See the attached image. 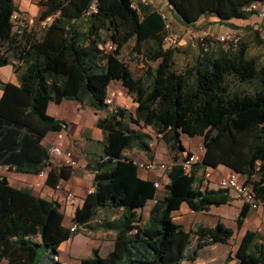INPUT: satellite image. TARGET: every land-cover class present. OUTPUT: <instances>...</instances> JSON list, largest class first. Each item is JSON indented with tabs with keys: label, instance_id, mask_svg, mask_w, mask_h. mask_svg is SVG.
Masks as SVG:
<instances>
[{
	"label": "trees",
	"instance_id": "1",
	"mask_svg": "<svg viewBox=\"0 0 264 264\" xmlns=\"http://www.w3.org/2000/svg\"><path fill=\"white\" fill-rule=\"evenodd\" d=\"M133 1L40 0L39 23L51 21L34 33L14 23V12L24 16L15 0H0V68L12 64L19 79L16 85L0 78V167L36 175L46 171L45 183L56 187L73 175V169L52 162L43 143L48 132H60L68 124L48 112L49 103L72 99L96 110H110L106 99L115 81L137 103L134 112L120 106L97 121L104 133L103 146L88 166L94 172L93 190L75 210V232L65 225L59 200L19 188L7 175H0V263L62 264L60 245L97 226L116 231L114 247L106 256L94 247L92 255L81 258L79 264L195 261L203 248L227 244L235 235V229L221 220L196 230H186L175 221L174 213L184 203L193 212H205L233 200L228 188L198 184V168L224 166L239 173L264 202V66L250 56V44L239 39L215 49L201 45L194 62L179 70L177 49L164 46L168 18L147 2L137 0L134 6ZM93 2L97 10L88 13ZM168 3L189 25L204 15H215L235 26L232 20L250 19L264 9V0ZM257 35L264 42L258 31ZM132 40V51L143 55L147 64L140 76L120 57ZM108 42L115 49L108 50ZM149 61H156V66ZM251 83H256L254 91L242 88ZM144 127L161 136L173 161L160 197L155 181L142 178L138 162L124 153L134 146L151 151L145 140L148 134L140 129ZM184 133L203 137L202 157L191 171L182 165L191 154L182 142ZM149 201L153 203L144 220ZM102 208L122 209V213L91 224ZM250 213L244 204L236 217L238 230ZM194 236L198 243L192 247ZM262 238L259 231L248 229L226 262L264 264Z\"/></svg>",
	"mask_w": 264,
	"mask_h": 264
},
{
	"label": "rangeland",
	"instance_id": "2",
	"mask_svg": "<svg viewBox=\"0 0 264 264\" xmlns=\"http://www.w3.org/2000/svg\"><path fill=\"white\" fill-rule=\"evenodd\" d=\"M40 0H15L17 5H22L27 2L31 9V13L27 12L24 14V18L27 20V28L29 31L34 33H38L40 28L43 26L38 21L39 13L41 11V6L38 5ZM137 1V0H135ZM149 1V0H147ZM162 0H156V4L158 8L164 10L165 15L168 18V30L169 36L172 38H176L177 42L172 46L176 48V56H175V67L179 70H183L187 65L194 62L196 56L200 52V46L203 45L208 49L218 48L220 46H229L231 41H222L223 36H228L229 39L233 37H240V41H246L250 44L249 54L250 56L256 57L258 59V63L260 66H264V42H259L257 40L258 35L257 31L260 33L261 39L264 40V17L261 15L263 12V8L258 9V13L253 15L250 19L240 20L234 19L232 20L233 25L228 26L218 20L215 16H208L201 19L199 22L193 25L185 24L180 20V16L177 14L175 10H173L170 6L167 8L165 4H161ZM51 21V20H50ZM49 21V22H50ZM263 28H260V27ZM134 45V41H130L121 51L120 57L123 61H125L130 68L132 69L135 76H140L145 73L147 69L146 61L144 60V56L138 53H134L132 51V47ZM149 64L156 66L157 62L149 61ZM5 74V70L1 71V76ZM120 83V82H119ZM256 83L245 84L242 85V88H245L249 91L255 90ZM125 97H133L127 90L124 91L123 94ZM118 96H122V94H118ZM118 102L122 104V102L118 99ZM70 103V102H69ZM64 103L61 105L52 103L51 112H56L58 114H63V116L71 118L74 113L72 111V104ZM123 105V104H122ZM127 105H131L130 103ZM102 112V111H101ZM104 112V111H103ZM93 118V126L95 125V120L98 119V116H94ZM138 128L137 126H135ZM143 132L149 135V138L152 141V152L153 155L155 152H159L160 150V142L163 140L161 136H159L151 127L140 128ZM151 133V134H150ZM82 136V133L80 134ZM69 145L66 146L68 150H75L80 155H84L90 149V141L86 139H79L77 137L68 136ZM182 142L184 146L188 149L192 148L193 151L198 154V157H201V150L199 146L203 143V137L201 135L189 136L187 134H182ZM76 148V149H75ZM98 152L101 151V146H97L95 148ZM187 154V153H186ZM185 154V155H186ZM184 155V156H185ZM80 159V158H79ZM86 159V158H85ZM150 160V159H147ZM144 160V161H147ZM169 160V159H166ZM141 162V161H138ZM166 163L170 166L173 161L167 162H159ZM0 174L7 175L12 179H21L22 176H29L33 178L31 181L32 184H36L39 182V178L36 174H25L16 171H10L7 167H0ZM223 174V173H222ZM222 174L215 176V179H219ZM41 183H44V180H40ZM160 183V181H158ZM40 183V184H41ZM199 183V181H198ZM161 184V183H160ZM212 184V183H211ZM163 185V184H162ZM213 186H216L217 183H213ZM164 187H161L159 190V196H162ZM78 198V195L74 193ZM231 196L233 200L229 205L222 206H214L211 208L209 212H193L187 204H183L182 208L174 213L175 221L181 225L186 230H196L199 226H214L218 219L223 221L226 225L235 229V235L227 244H214L212 246H207L201 250L199 253V258L195 261H184L183 264H233V260L230 262H226L227 255L229 251L233 253L237 249V245L244 235L247 229L257 230L262 235V240L264 241V202L260 205V207L256 210L252 209L249 218L245 222L243 228L241 230L237 229L236 226V217L238 215L239 210L242 208L243 203L240 198L236 196V194L232 191ZM153 202H149L145 209L143 210L144 220L148 217V212ZM72 204V203H71ZM70 209H64L66 216L69 215ZM106 216L112 217L115 215H120L121 211L110 210L107 209ZM84 233H78L79 238L73 242V244L66 245L62 248V259L65 261L69 258V252L77 253L82 252V254L89 255V247L87 238L84 237ZM198 240L197 237L194 236L192 247L197 245ZM73 256V255H72ZM0 264H4L1 262Z\"/></svg>",
	"mask_w": 264,
	"mask_h": 264
},
{
	"label": "crops",
	"instance_id": "3",
	"mask_svg": "<svg viewBox=\"0 0 264 264\" xmlns=\"http://www.w3.org/2000/svg\"><path fill=\"white\" fill-rule=\"evenodd\" d=\"M160 2L162 5L165 4V6H167V8H169L170 5L168 3V0H162ZM147 3L151 4L155 9L159 10L160 12H162L165 15L164 10L158 8V6L156 4V0H149V1H147ZM19 8H20L21 12H23V15L27 12L28 13L32 12L30 7H29V4H27V2L20 5ZM208 16H215V15H204L197 22H199L204 17H208ZM215 17H217V16H215ZM218 20H219V18H218ZM196 23H194V24H196ZM228 26H230V25H228ZM2 70H5V74H3L1 76ZM0 78L2 79V81H5V82H11V83L16 84V85L19 84L18 76H17L16 72L14 71V66L12 64H8V65L0 68ZM125 90H127V89L121 83H119V81L112 82L108 88V97H112L116 101H118V99H119L123 104L122 105L120 103L122 105V107H125L129 111L134 112L135 108L137 106V103L134 101L133 97L127 98L123 95ZM127 92H128V90H127ZM118 94H122V96H118ZM1 95H2V91L0 90V97H1ZM66 102L67 103L70 102L69 104L73 105L72 111H73L74 115L71 118L65 117V116H63V114L51 112V106H52L51 104L54 102L49 103L48 112L58 119L65 120L68 124H67L66 129H64L60 132H53V131L48 132L43 139V143H44V145L48 146L53 141V139L56 137V135L58 133H64L66 135V140L64 143L65 149H67L66 146L69 145L68 136H73L74 138L77 137L79 139H86V140L90 141V149L83 156L80 155L78 152H76L74 149L72 150L74 157L79 162V167H77V169L74 170L73 175L69 179L61 181L62 188H60V189H56V187H51V186L47 185L45 183L46 176L41 177L40 175H37L39 178V182H36V184L31 183V181H33V178H31L29 176H25V177L22 176L21 179H15V180L8 177V176L7 177L9 178V180L12 184H14L15 186H17L19 188H26V189L28 188V189H31L32 192L36 195H40V196H43V197L48 198V199L59 200L60 203L62 204L63 210L68 209V208L70 209L69 215L66 216V214H65L64 223L66 226L71 227L72 223H73L72 219H73L76 208L83 204L84 198L87 195L89 189H93L94 172L88 166H90V165L92 166L93 160L97 157V154L101 153L102 146H103L102 141L104 139V133H103L102 129L97 126V121L100 118L106 117L109 114L110 110H96L86 103L85 104L80 103L79 101L72 100V99H64L58 105L64 104ZM129 103L131 105H127ZM94 116H98V119L95 120V125L93 126V124H92L93 118L92 117H94ZM133 127H135V126L133 125ZM81 133H82V136L80 135ZM145 140L150 144V147L152 148L153 144H152L151 139L149 138V135L146 136ZM98 145L101 146L100 152H98L95 149ZM188 150L193 151L192 148H190ZM124 153L126 156L134 159L137 162L138 161H144L147 159H153L156 162H164L165 161L168 163V161H170V159H171L170 154L168 152V149L166 147V144L163 140H161V142H160L159 152H155L154 155H153L152 149H151V151H146L145 149H141L139 146H134L133 148L126 150ZM202 154H203V152H202ZM202 154H201V157H202ZM200 158H199V160H200ZM61 159H62V156L59 155L52 162L61 165L62 164ZM166 159H169V160H166ZM10 171H13V170H10ZM167 171L168 170H163L159 167H156L155 169H152V170L139 169V174L144 179L153 180L155 182L160 181L161 186L158 188V197H160L159 196V190H161V187L165 188V185L169 182V179H170ZM228 171H229V169L227 167H224V166H221L218 168H208V167L207 168H198V170H197V177H198V181H199L198 184H201V186L204 188L209 187V188L217 189V188H219V179H215L214 177L218 176L219 174L226 173ZM25 174H28V173H25ZM2 175H4V174H2ZM41 179L44 180L43 184L40 181ZM211 183L212 184L217 183V185L213 186ZM69 191H73L74 193H76L78 195V198H77L75 204H71V202L69 201V199L67 197V193ZM164 193H165V189H163L162 194H164ZM149 202H153V201H149ZM229 204H224V205H229ZM243 205H244V203H243ZM212 207H214V206H212ZM107 209L108 208L99 209L97 212V215L95 217L104 214L105 217H107V219H109V218L111 219V217L106 216L105 212L108 211ZM110 210H114V209H110ZM116 211H121V213H122V209L116 210ZM209 211H211V209ZM209 211H205V212H209ZM120 215H115V217H119ZM248 218H249V216L245 219V222L247 221ZM218 220H220V219H218ZM79 233H84L85 234L84 237L87 238V241L89 244L88 245L89 251H87L86 253L89 252V255L82 254V252H77L76 254L75 253L72 254V252H69L68 253L70 255L69 258L66 259L65 261L62 259V255H61L62 248H64L66 245L73 244V242L79 238L78 233H77L72 238H70L69 240L64 241L59 247V251H60L59 258H60V261L62 262V264H79L81 258L92 255V251H93L94 247L100 248V253L102 256H106L114 247L115 235H116V231H114V230H105V229L97 226L96 228H91V227L85 228L82 230V232H79ZM216 244H218V243H216ZM210 246H212V245H210ZM233 261H234L233 264H235V260H233Z\"/></svg>",
	"mask_w": 264,
	"mask_h": 264
},
{
	"label": "built area",
	"instance_id": "4",
	"mask_svg": "<svg viewBox=\"0 0 264 264\" xmlns=\"http://www.w3.org/2000/svg\"><path fill=\"white\" fill-rule=\"evenodd\" d=\"M140 1L145 3L147 2V0H140ZM133 5L136 6L137 1L134 0ZM252 7H257V5L253 4ZM96 10H97V4L96 2H93L90 6L88 13ZM12 19L16 24V26L18 27L26 26L27 24L26 19L22 17L19 12H14V14L12 15ZM50 20L51 18H48L47 20L43 21L42 24L46 25ZM239 39H240L239 36L233 37L232 39H229L228 36L222 37V41H231L234 42L235 44L238 42ZM176 42H177L176 38H172L171 36L168 35L165 39L164 46L166 48H169L174 46ZM115 47L116 45L112 42H108L106 44V48L108 50H113L115 49ZM106 102L109 104V109L111 111L117 110L120 106L122 107V105L112 97H107ZM65 140H66V135L64 133H58L56 137L53 139V141L47 146L48 152L52 160H54L57 156L61 155L62 156L61 163L70 166L73 169V173H74V170L77 169V167H79V162L74 157L72 150H68L64 148ZM199 149L201 150V152L204 151V147L202 144L199 146ZM197 161H199L198 154L195 152H191V154L187 155L185 160L182 161L183 168L186 171H191L193 164L196 163ZM138 166L140 169H144V170H152L155 169L156 167H159L163 170H167L169 167L166 163H159L153 159L138 162ZM39 175L41 177L46 176V171H42ZM155 186L159 188L161 184L158 181H156ZM219 187L228 188L230 189L231 192L233 191L236 194V196L242 200L244 204L249 205L251 210L258 209L262 204V201L256 196L252 184L245 182V180L241 177V175L239 173H236L235 171L229 170L228 172L223 173L219 178ZM60 188H62L61 182H59L56 185V189H60ZM92 190L93 189H89L88 192H92ZM67 197L72 204L76 203L77 197L75 196L73 191H69L67 193ZM104 218L105 215L102 214L100 216L95 217L92 221H90V223L91 224L101 223ZM111 218H115V216H112ZM77 228L78 225L73 224L71 226V231L75 232Z\"/></svg>",
	"mask_w": 264,
	"mask_h": 264
}]
</instances>
